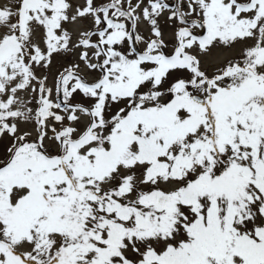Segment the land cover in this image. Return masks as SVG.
<instances>
[{
    "label": "snow or ice",
    "instance_id": "1",
    "mask_svg": "<svg viewBox=\"0 0 264 264\" xmlns=\"http://www.w3.org/2000/svg\"><path fill=\"white\" fill-rule=\"evenodd\" d=\"M0 264H264V0L0 3Z\"/></svg>",
    "mask_w": 264,
    "mask_h": 264
},
{
    "label": "rangeland",
    "instance_id": "2",
    "mask_svg": "<svg viewBox=\"0 0 264 264\" xmlns=\"http://www.w3.org/2000/svg\"><path fill=\"white\" fill-rule=\"evenodd\" d=\"M7 2H9V0H0V3H7ZM78 2L79 3H83V0H78ZM143 30L146 31V29H143ZM166 38H167V35H166ZM59 64H60L59 60L54 62V66H53V69H52L53 74L56 72V69L59 66ZM50 83H51V81H50Z\"/></svg>",
    "mask_w": 264,
    "mask_h": 264
}]
</instances>
